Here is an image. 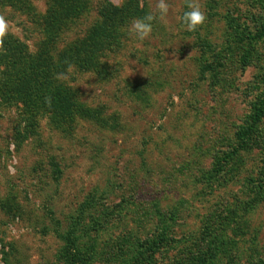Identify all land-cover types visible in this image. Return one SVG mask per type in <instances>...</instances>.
Listing matches in <instances>:
<instances>
[{
  "label": "rangeland",
  "instance_id": "1",
  "mask_svg": "<svg viewBox=\"0 0 264 264\" xmlns=\"http://www.w3.org/2000/svg\"><path fill=\"white\" fill-rule=\"evenodd\" d=\"M125 1L89 0L54 63ZM27 2L0 14L34 52L48 0ZM166 2L160 18L158 0L136 1L158 17L147 39L125 20L96 68L59 79L109 127L45 115L19 137L0 103V264H264V0H193L194 31L187 0Z\"/></svg>",
  "mask_w": 264,
  "mask_h": 264
},
{
  "label": "trees",
  "instance_id": "2",
  "mask_svg": "<svg viewBox=\"0 0 264 264\" xmlns=\"http://www.w3.org/2000/svg\"><path fill=\"white\" fill-rule=\"evenodd\" d=\"M136 1L127 0L122 5L109 4L104 25L93 24L85 36L65 45L59 52L61 59L54 63L52 56L60 43L62 35L82 17L88 16L89 0H48V9L43 15L32 13L41 29L43 40L34 52L21 41L8 35L5 41L6 54H0V103L7 107H16L20 112L23 127L19 137L34 135L42 116L47 115L54 126L63 127L73 124L80 118L101 125H110L104 120L102 109L89 111L81 109L71 97L69 88L57 79L59 73H65L70 62L81 72L88 73L96 68V59L119 44V30L124 24L147 15L144 7L138 9ZM18 5L19 10L28 9L27 0H0V5ZM24 7V8H23ZM31 16V15H30ZM35 21V20H34ZM102 73H105L102 70ZM105 75V74H104ZM51 97V106L45 98ZM75 244V242H74ZM74 245H72L73 247ZM71 264H77L76 252Z\"/></svg>",
  "mask_w": 264,
  "mask_h": 264
},
{
  "label": "clouds",
  "instance_id": "3",
  "mask_svg": "<svg viewBox=\"0 0 264 264\" xmlns=\"http://www.w3.org/2000/svg\"><path fill=\"white\" fill-rule=\"evenodd\" d=\"M186 6L188 10L184 12L181 21L187 26L188 30L194 31L197 27L204 24L207 17L205 12L202 11L200 6L194 3L193 0H187ZM156 9L159 13V17L162 18L166 16L169 10V4L166 0H158ZM157 19L158 17L152 13L145 15L143 18L133 19L130 25V31L137 39L143 41L150 36L152 32V23ZM10 24L11 22L4 15L0 14V54H6L5 41L10 34ZM65 63L68 64L67 72L59 73L57 79L67 80L69 74L75 68V65L70 62L65 61ZM45 103L51 106V97H46Z\"/></svg>",
  "mask_w": 264,
  "mask_h": 264
}]
</instances>
